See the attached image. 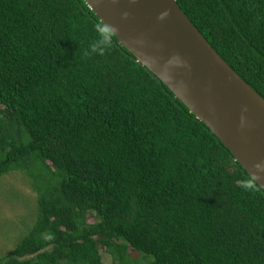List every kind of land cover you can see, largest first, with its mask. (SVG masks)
I'll return each mask as SVG.
<instances>
[{
    "label": "trees",
    "instance_id": "16d2710c",
    "mask_svg": "<svg viewBox=\"0 0 264 264\" xmlns=\"http://www.w3.org/2000/svg\"><path fill=\"white\" fill-rule=\"evenodd\" d=\"M264 98V0H176ZM98 33L112 46L91 52ZM37 194L0 264H264V189L85 0H0V178Z\"/></svg>",
    "mask_w": 264,
    "mask_h": 264
},
{
    "label": "water",
    "instance_id": "95a60500",
    "mask_svg": "<svg viewBox=\"0 0 264 264\" xmlns=\"http://www.w3.org/2000/svg\"><path fill=\"white\" fill-rule=\"evenodd\" d=\"M85 2L138 62L210 128L249 174L259 175L258 184L264 189V172L255 168V164L264 163V98L211 46L178 2Z\"/></svg>",
    "mask_w": 264,
    "mask_h": 264
},
{
    "label": "rangeland",
    "instance_id": "374dc122",
    "mask_svg": "<svg viewBox=\"0 0 264 264\" xmlns=\"http://www.w3.org/2000/svg\"><path fill=\"white\" fill-rule=\"evenodd\" d=\"M37 194L30 181L14 172L0 178V257L7 255L34 226ZM105 264H114L106 248L100 246Z\"/></svg>",
    "mask_w": 264,
    "mask_h": 264
},
{
    "label": "clouds",
    "instance_id": "9594fccd",
    "mask_svg": "<svg viewBox=\"0 0 264 264\" xmlns=\"http://www.w3.org/2000/svg\"><path fill=\"white\" fill-rule=\"evenodd\" d=\"M128 13H123L124 18H127ZM161 15V19L163 18ZM115 30V29H113ZM112 46V41L109 35L105 33H98V38L93 41L91 45V52L103 54L105 51L110 49ZM255 168L258 172H264V163H257L255 164ZM259 175L258 174H251L249 179H241L238 181V185L242 188L245 192H253L257 190V183L259 182Z\"/></svg>",
    "mask_w": 264,
    "mask_h": 264
}]
</instances>
